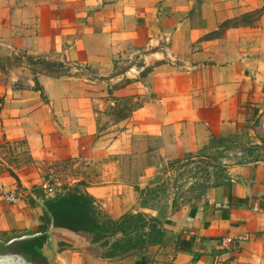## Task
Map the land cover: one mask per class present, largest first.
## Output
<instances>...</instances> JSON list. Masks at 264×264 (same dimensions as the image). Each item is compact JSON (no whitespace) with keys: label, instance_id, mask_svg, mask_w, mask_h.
Instances as JSON below:
<instances>
[{"label":"crops","instance_id":"1","mask_svg":"<svg viewBox=\"0 0 264 264\" xmlns=\"http://www.w3.org/2000/svg\"><path fill=\"white\" fill-rule=\"evenodd\" d=\"M215 1L191 0L169 17L155 0H0V145L26 144L38 165L82 158L91 169L88 163L103 161L81 192L115 219L142 213L146 230L154 225L164 233L160 242L110 256L111 246L94 242L92 233L60 228L51 236V264H264V15L262 26L213 34L264 0ZM166 39V50L157 48ZM126 42L134 55L147 49L127 78L151 68L144 84L113 91L128 96L139 85L150 96L113 119L104 77ZM19 57L47 60L62 71L52 74ZM237 128L251 147L240 162L223 157L220 183L201 198L175 207L173 199L165 208L141 198L168 161ZM149 139L158 145L152 148ZM139 153L153 155V163L122 158ZM10 171L0 169V233L42 229L37 198H5L21 185Z\"/></svg>","mask_w":264,"mask_h":264},{"label":"rangeland","instance_id":"2","mask_svg":"<svg viewBox=\"0 0 264 264\" xmlns=\"http://www.w3.org/2000/svg\"><path fill=\"white\" fill-rule=\"evenodd\" d=\"M155 1L156 6L165 8L163 12L165 11L169 17H173L176 13V7L185 6L191 2V0ZM202 1L204 3L206 2V0ZM219 1L216 0L215 2L218 3ZM262 15H264V6L260 9L230 17L213 34L217 36L226 28L239 27L241 25L251 26L249 30L255 26H262ZM250 34H252V31H250ZM167 45V39L161 40L157 48L159 47L165 51ZM237 45L235 43L232 46L237 47ZM152 48L151 46L149 47V49ZM123 49L124 52L120 53L119 57H115L114 68L110 71V75L104 77L108 79L110 86L106 95L108 102L106 113L113 117V119L125 118L133 110L137 109L144 100H147L149 95V93L144 94L139 88V85L138 90L140 91L128 96L117 95L113 91L115 88L125 86L132 81H136L138 84H144L145 81L142 77L151 68L149 66L144 71L136 72L135 76H131L130 79L127 78V69L133 67V65L138 67L142 65L144 53L145 51L147 52V49L145 44L144 48L140 47V51L135 50V54L137 55H134L132 54V42H126ZM17 61L32 62L31 64L37 65L36 68H47L52 74H55V71H62V69L58 70V65H53L47 60H31V58L19 57ZM65 73L72 74V71L65 70ZM111 77H119L120 79H115L113 85H111ZM222 138L213 135L210 138L209 144L205 145L198 152L186 153L178 159L168 161L162 167L161 175L156 178V183L141 190V198L145 201L148 200L150 205L156 208H165L166 205L170 206L173 199V206L175 207L190 204L193 200L201 198L213 185L220 183L223 171V157L227 161L240 162L243 159L241 152L245 148L251 147L247 145L248 141L244 133L239 131L238 128L232 130L229 137ZM148 141L152 148L158 145L156 139H149ZM224 151L228 152L222 154ZM122 158L126 161V164L137 163L138 165H146L147 163L152 164L154 161L153 155H145L142 153L131 156L125 155ZM84 162L86 161L82 158H70V161H64L62 163H40L38 165L31 159L26 144L19 142L0 145V169L11 170L10 173L17 179L16 182L21 184L14 190H18L22 194V198L27 197L29 201L33 193L37 195L39 192H42L52 197L58 193H65L70 190L82 191L85 188L87 176L89 177L96 173L100 168L98 166H105L103 161H98L88 163L87 165L91 169H87L85 168L86 164ZM45 184L51 186L53 190L47 191L44 188ZM3 235L9 236L10 234Z\"/></svg>","mask_w":264,"mask_h":264},{"label":"trees","instance_id":"3","mask_svg":"<svg viewBox=\"0 0 264 264\" xmlns=\"http://www.w3.org/2000/svg\"><path fill=\"white\" fill-rule=\"evenodd\" d=\"M55 65V64H54ZM47 203L53 213L55 224L73 231H86L93 234L94 242L110 245V256L127 253L141 248L147 242H160L163 232L154 225L149 230V220L142 213L128 212L115 219L98 207L95 196L88 192L70 190L49 197ZM45 225L42 226V229ZM122 234V238L111 240ZM45 237L34 238L19 244V247L40 255L36 246H44ZM137 264H146L141 260Z\"/></svg>","mask_w":264,"mask_h":264},{"label":"water","instance_id":"4","mask_svg":"<svg viewBox=\"0 0 264 264\" xmlns=\"http://www.w3.org/2000/svg\"><path fill=\"white\" fill-rule=\"evenodd\" d=\"M32 195L37 198L38 204L44 216L45 228L37 231L27 230L25 232H15L9 236H4L0 233V264L52 263V257L50 253H48L52 248V245L50 244L51 236L57 233L60 228L64 227H59L55 224L53 213L47 203L48 198L51 196L42 192H39L37 195L33 193ZM42 237H45L44 246H36L40 255H35L34 253L28 252L19 247V244L24 241Z\"/></svg>","mask_w":264,"mask_h":264},{"label":"built area","instance_id":"5","mask_svg":"<svg viewBox=\"0 0 264 264\" xmlns=\"http://www.w3.org/2000/svg\"><path fill=\"white\" fill-rule=\"evenodd\" d=\"M44 188H46L47 191L53 190L48 184H45ZM4 196L12 203H17L22 199V194L18 190H9L5 192Z\"/></svg>","mask_w":264,"mask_h":264}]
</instances>
